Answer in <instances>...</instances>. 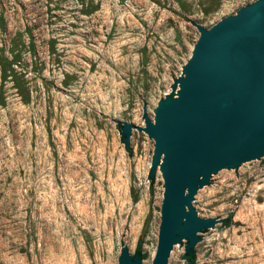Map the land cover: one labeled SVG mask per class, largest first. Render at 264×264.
Masks as SVG:
<instances>
[{
	"label": "rangeland",
	"instance_id": "1",
	"mask_svg": "<svg viewBox=\"0 0 264 264\" xmlns=\"http://www.w3.org/2000/svg\"><path fill=\"white\" fill-rule=\"evenodd\" d=\"M0 0V47L23 48V99L0 105V264H118L122 246L151 264L162 176H150L144 125L198 38L255 0ZM1 91V80H0ZM194 208L220 225L167 264H264V159L214 177Z\"/></svg>",
	"mask_w": 264,
	"mask_h": 264
},
{
	"label": "water",
	"instance_id": "2",
	"mask_svg": "<svg viewBox=\"0 0 264 264\" xmlns=\"http://www.w3.org/2000/svg\"><path fill=\"white\" fill-rule=\"evenodd\" d=\"M198 38L172 84L176 96L158 101L144 125L124 122L125 143L134 128L154 140L150 176H162L157 245L151 264H167L185 241L195 254L200 237L220 219L198 216L200 193L214 177L239 174L264 159V0H255L211 27L197 25ZM118 264H142L122 246Z\"/></svg>",
	"mask_w": 264,
	"mask_h": 264
},
{
	"label": "trees",
	"instance_id": "3",
	"mask_svg": "<svg viewBox=\"0 0 264 264\" xmlns=\"http://www.w3.org/2000/svg\"><path fill=\"white\" fill-rule=\"evenodd\" d=\"M181 5L185 4L184 0H177ZM27 47L28 51L34 52V42L32 35L29 33V43L16 42L14 38H10L7 43L0 47V105L5 103L3 86L6 82L11 81L13 86L17 89L18 94L23 98H28L27 88L25 86V80L21 70H17L16 67H20L22 61L23 48ZM140 256L139 251L137 252ZM185 256L194 261V254L185 253ZM143 257L142 255L140 256Z\"/></svg>",
	"mask_w": 264,
	"mask_h": 264
}]
</instances>
